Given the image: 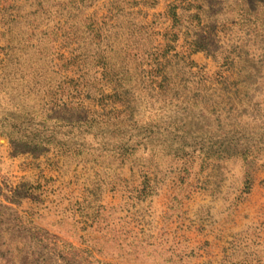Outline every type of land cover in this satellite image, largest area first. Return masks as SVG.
Segmentation results:
<instances>
[{
    "label": "rangeland",
    "instance_id": "374dc122",
    "mask_svg": "<svg viewBox=\"0 0 264 264\" xmlns=\"http://www.w3.org/2000/svg\"><path fill=\"white\" fill-rule=\"evenodd\" d=\"M11 58L0 264H264V0H0Z\"/></svg>",
    "mask_w": 264,
    "mask_h": 264
},
{
    "label": "trees",
    "instance_id": "16d2710c",
    "mask_svg": "<svg viewBox=\"0 0 264 264\" xmlns=\"http://www.w3.org/2000/svg\"><path fill=\"white\" fill-rule=\"evenodd\" d=\"M199 49L200 50H206V49H208V46L206 44H199ZM209 53L211 54V56L214 57L216 51L213 50L212 52H209ZM145 57H143V59H147ZM122 58L123 57L120 54V59H122ZM137 59H139V58H137ZM227 60H229L228 56L225 57V61H227ZM8 61L9 62L3 63V65H4V69L2 72L3 73V75H2L3 80L0 81V88H3V89H5V91L8 92V94H7L8 98H6V99L11 100V102H14L15 106L26 107L24 105L25 104L24 96L29 94V92L31 90L37 88V86H38L37 77L33 76L31 78H26L27 72L24 70L25 69L24 63L21 62L20 60H16L15 58H11ZM230 61H232V60H230ZM139 83H141V82H139ZM142 91L146 92L147 90L142 89ZM145 95H147V94L145 93ZM5 96H6V94H5ZM160 96H162V95H160ZM10 97H13V98L9 99ZM0 114L2 116L10 117L12 119L24 118V119L31 120V116H30V114H28V112H27V114H21V115L17 114L14 116L13 114H10V112H8L6 107L3 108L2 106H1Z\"/></svg>",
    "mask_w": 264,
    "mask_h": 264
}]
</instances>
